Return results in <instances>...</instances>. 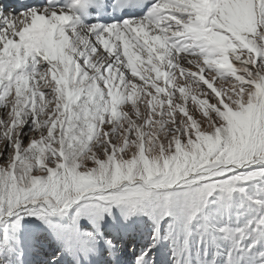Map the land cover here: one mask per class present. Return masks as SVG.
Masks as SVG:
<instances>
[{"label": "snow or ice", "instance_id": "6c2138e0", "mask_svg": "<svg viewBox=\"0 0 264 264\" xmlns=\"http://www.w3.org/2000/svg\"><path fill=\"white\" fill-rule=\"evenodd\" d=\"M0 264H264V0H0Z\"/></svg>", "mask_w": 264, "mask_h": 264}]
</instances>
